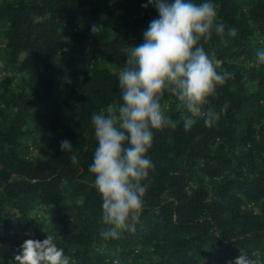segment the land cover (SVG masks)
Wrapping results in <instances>:
<instances>
[{
  "label": "trees",
  "instance_id": "obj_1",
  "mask_svg": "<svg viewBox=\"0 0 264 264\" xmlns=\"http://www.w3.org/2000/svg\"><path fill=\"white\" fill-rule=\"evenodd\" d=\"M212 2L225 35L204 46L232 74L211 99L217 122L185 131L165 95L177 127L154 131L136 230L105 241L91 116L122 103L127 49L159 13L148 0H0V264L47 234L71 264H227L240 251L264 264V0Z\"/></svg>",
  "mask_w": 264,
  "mask_h": 264
},
{
  "label": "clouds",
  "instance_id": "obj_2",
  "mask_svg": "<svg viewBox=\"0 0 264 264\" xmlns=\"http://www.w3.org/2000/svg\"><path fill=\"white\" fill-rule=\"evenodd\" d=\"M159 13L143 32V43L128 47L125 66L118 73L120 100L93 112L91 124L97 147L89 172L102 198L101 238L120 239L135 232L148 190V178L154 164L148 156L154 131L175 129L177 122L167 115L165 95L174 98L183 110V127L190 131L203 120L213 127L219 113L211 105L218 88L232 74L221 70L220 62L205 46L213 33L223 37L225 26L217 20V5L212 0H148ZM148 5L145 4L144 7ZM101 26L92 25L95 34ZM235 37L236 29L227 30ZM227 44V41H223ZM255 64L264 65V48L256 52ZM221 112L227 111L225 104ZM62 152H73L72 143L60 142ZM77 163L75 155L70 156ZM255 255V254H253ZM15 264H71V257L47 234L43 241L26 239L14 255ZM112 264H121L119 258ZM227 264H259L241 252Z\"/></svg>",
  "mask_w": 264,
  "mask_h": 264
}]
</instances>
